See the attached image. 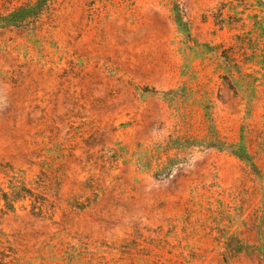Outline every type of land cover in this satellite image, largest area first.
I'll return each instance as SVG.
<instances>
[{"label":"rangeland","instance_id":"374dc122","mask_svg":"<svg viewBox=\"0 0 264 264\" xmlns=\"http://www.w3.org/2000/svg\"><path fill=\"white\" fill-rule=\"evenodd\" d=\"M0 0V264H264V0Z\"/></svg>","mask_w":264,"mask_h":264},{"label":"trees","instance_id":"16d2710c","mask_svg":"<svg viewBox=\"0 0 264 264\" xmlns=\"http://www.w3.org/2000/svg\"><path fill=\"white\" fill-rule=\"evenodd\" d=\"M44 0H39L38 2H36V4L34 5H30L28 7H19L16 10H14L13 12L9 13L8 15L2 17V20H6L7 22H17L20 19H22L23 17H25L26 15H29L31 11L35 10L36 11V7L40 6L41 3Z\"/></svg>","mask_w":264,"mask_h":264}]
</instances>
